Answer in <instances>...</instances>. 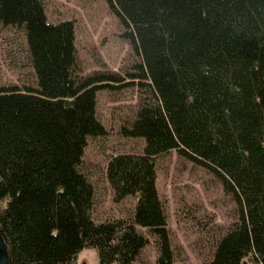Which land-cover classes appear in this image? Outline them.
Returning a JSON list of instances; mask_svg holds the SVG:
<instances>
[{
    "label": "trees",
    "instance_id": "16d2710c",
    "mask_svg": "<svg viewBox=\"0 0 264 264\" xmlns=\"http://www.w3.org/2000/svg\"><path fill=\"white\" fill-rule=\"evenodd\" d=\"M134 59L133 115L119 133L141 153L110 155L111 200L134 197L126 218L91 216L94 186L80 163L105 133L96 91L120 78L78 77L74 22L48 21L41 0H0V24L22 32L35 86L0 85V228L8 264H133L152 237L151 264H173L155 157L170 149L220 183L236 217L207 264H264V0H104ZM144 229V230H141Z\"/></svg>",
    "mask_w": 264,
    "mask_h": 264
},
{
    "label": "rangeland",
    "instance_id": "374dc122",
    "mask_svg": "<svg viewBox=\"0 0 264 264\" xmlns=\"http://www.w3.org/2000/svg\"><path fill=\"white\" fill-rule=\"evenodd\" d=\"M48 21L63 18L74 22V45L78 77L92 73H113L120 79L103 83L96 91L95 113L105 129L98 137H87L80 168L94 186L91 216L126 218L131 213L134 197L118 202L111 200V189L105 178L108 157L116 153H141L139 137L119 133L122 123L133 115L138 89L130 83L126 72L134 54L121 36L117 17L104 0H41ZM35 86L31 67L25 60L22 32L0 24V85ZM156 189L166 214L173 264H207L213 242L236 217L232 197L225 193L218 180L201 166L179 157L170 149L155 157ZM144 230V229H141ZM156 249L152 237L140 250L133 264H151ZM254 264L248 258L242 263ZM72 264H98L96 250L83 247Z\"/></svg>",
    "mask_w": 264,
    "mask_h": 264
},
{
    "label": "water",
    "instance_id": "95a60500",
    "mask_svg": "<svg viewBox=\"0 0 264 264\" xmlns=\"http://www.w3.org/2000/svg\"><path fill=\"white\" fill-rule=\"evenodd\" d=\"M0 264H8L7 247L1 234V228H0ZM241 264H246V263L243 262Z\"/></svg>",
    "mask_w": 264,
    "mask_h": 264
}]
</instances>
